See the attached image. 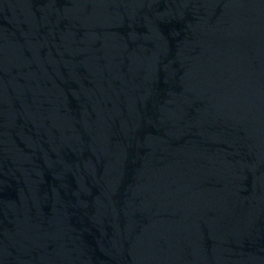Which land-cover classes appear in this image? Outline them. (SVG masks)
Segmentation results:
<instances>
[{
    "label": "water",
    "instance_id": "1",
    "mask_svg": "<svg viewBox=\"0 0 264 264\" xmlns=\"http://www.w3.org/2000/svg\"><path fill=\"white\" fill-rule=\"evenodd\" d=\"M0 264H264V0H0Z\"/></svg>",
    "mask_w": 264,
    "mask_h": 264
}]
</instances>
